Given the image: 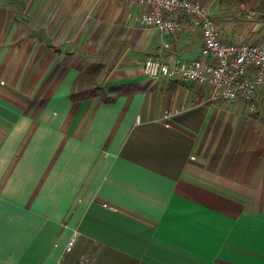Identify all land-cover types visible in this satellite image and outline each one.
<instances>
[{
  "label": "crops",
  "instance_id": "1",
  "mask_svg": "<svg viewBox=\"0 0 264 264\" xmlns=\"http://www.w3.org/2000/svg\"><path fill=\"white\" fill-rule=\"evenodd\" d=\"M204 1L227 40L246 30L227 17H264V0ZM141 10L0 0V264H264V108L146 75L203 40Z\"/></svg>",
  "mask_w": 264,
  "mask_h": 264
},
{
  "label": "built area",
  "instance_id": "2",
  "mask_svg": "<svg viewBox=\"0 0 264 264\" xmlns=\"http://www.w3.org/2000/svg\"><path fill=\"white\" fill-rule=\"evenodd\" d=\"M142 8L139 23L175 36L184 28L181 15L188 17L189 26L200 31L203 40L198 58L187 61L147 56L143 70L153 79L174 78L208 87L214 100L246 101L249 111L264 108V39L227 40L211 6L204 0H130ZM256 15L257 11H251ZM168 47L169 43H165ZM194 158V157H193ZM80 231L74 228L65 251L74 248ZM76 264H89L86 258Z\"/></svg>",
  "mask_w": 264,
  "mask_h": 264
},
{
  "label": "rangeland",
  "instance_id": "3",
  "mask_svg": "<svg viewBox=\"0 0 264 264\" xmlns=\"http://www.w3.org/2000/svg\"><path fill=\"white\" fill-rule=\"evenodd\" d=\"M216 18H219L222 20V18L225 19L226 17H216ZM227 18L237 23V25H239L238 27L246 28V30L243 32L240 30L239 35H237V39L257 38L263 32L262 30L264 28V17H227ZM248 27L252 29L251 30L252 32L250 33L249 31L247 32ZM217 101H223V100H217ZM227 102H229L230 104H233V102H230V101H227ZM250 113L253 114L255 112H250Z\"/></svg>",
  "mask_w": 264,
  "mask_h": 264
}]
</instances>
